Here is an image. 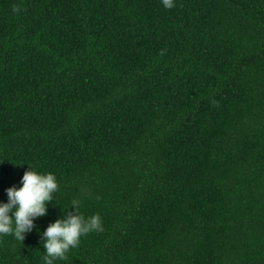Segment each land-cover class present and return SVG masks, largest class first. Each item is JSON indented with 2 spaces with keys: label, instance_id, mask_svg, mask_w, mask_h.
<instances>
[{
  "label": "trees",
  "instance_id": "16d2710c",
  "mask_svg": "<svg viewBox=\"0 0 264 264\" xmlns=\"http://www.w3.org/2000/svg\"><path fill=\"white\" fill-rule=\"evenodd\" d=\"M29 166L58 188L0 264L72 200L102 229L54 264H264V0H0V200Z\"/></svg>",
  "mask_w": 264,
  "mask_h": 264
},
{
  "label": "clouds",
  "instance_id": "9594fccd",
  "mask_svg": "<svg viewBox=\"0 0 264 264\" xmlns=\"http://www.w3.org/2000/svg\"><path fill=\"white\" fill-rule=\"evenodd\" d=\"M161 3L165 8L173 6V0H161ZM57 188L54 173L38 172L30 166L25 169L19 186L13 184L4 189L6 199L0 200V234L10 233L23 240L24 235L33 230L35 218L46 214ZM70 206L71 211H65L62 217H57L40 231L43 264H54L56 259H63L68 249L78 244L81 235L102 229L98 214L87 217L80 214L78 200H72Z\"/></svg>",
  "mask_w": 264,
  "mask_h": 264
}]
</instances>
